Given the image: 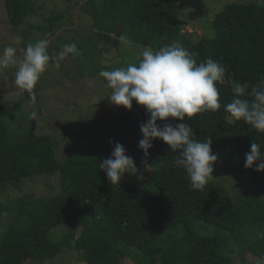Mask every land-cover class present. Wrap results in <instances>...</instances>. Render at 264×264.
I'll use <instances>...</instances> for the list:
<instances>
[{
  "label": "trees",
  "instance_id": "trees-1",
  "mask_svg": "<svg viewBox=\"0 0 264 264\" xmlns=\"http://www.w3.org/2000/svg\"><path fill=\"white\" fill-rule=\"evenodd\" d=\"M179 1L87 0L82 8L98 28V40L107 38L120 45V38L128 36L137 44L152 41L157 51L180 41L187 49L181 36ZM5 6L14 28L24 25L38 9L37 0H6ZM67 15L54 13L44 23L30 25V32L41 35L25 38L22 50L45 34L50 40ZM212 25L215 38L205 40L210 50L192 46L191 53L196 54L197 63L212 58L226 67L225 83L217 84L221 104L233 99L230 80L247 82L248 92L252 86L264 87L260 80L264 75V3H227ZM117 31L118 36L111 38ZM227 116L222 107L185 122L197 139L212 140L218 156L213 167L221 166L225 176L248 174L249 188L235 197L210 180L203 191L192 190L186 170L174 164L178 151L159 138L152 141L150 155L145 157L138 148L143 138L140 126L150 117L135 100L130 111L74 133L70 154L63 160L57 157V142L49 134L36 135L31 127L10 133L0 119V192L8 187L19 189L37 175L58 173L61 185L59 194L39 199L25 196L9 206L13 218L0 232V264H24L27 259L42 263L67 248L81 252L86 264H130L125 260L130 253L137 255L138 264H237L223 254L232 239L264 264V171L245 167L252 143L261 144L264 151V133L242 120L230 122ZM115 143L122 144L134 159L145 185L125 184L124 178L121 186L109 183L99 163L110 158ZM140 157L145 162H137ZM70 223L82 226L78 235L71 226L61 238L54 236L56 229Z\"/></svg>",
  "mask_w": 264,
  "mask_h": 264
},
{
  "label": "rangeland",
  "instance_id": "rangeland-1",
  "mask_svg": "<svg viewBox=\"0 0 264 264\" xmlns=\"http://www.w3.org/2000/svg\"><path fill=\"white\" fill-rule=\"evenodd\" d=\"M87 0H37V12L30 15L24 25L14 28L9 22L6 12V0H0V54L3 50L12 46L16 48L17 60L23 59L22 45L25 38L31 40L38 32H30V25L44 23L45 19L54 13L68 12L64 18L62 27L55 30L54 36L49 40V53H58L64 45L76 43L78 55H69L62 61V67L56 69L50 67L41 74L34 91L37 94V103L33 105L26 92L14 85V74L19 64L9 65L0 69V119L3 120L10 133L33 128L36 135L49 134L57 142L56 154L60 160L65 159L72 147L71 137L74 133L94 128L110 120L119 112H128L124 106H115L109 102L111 89L106 87L107 81L99 75L102 69L111 70L117 67H126L128 63L137 61V54L145 47H151L152 41L137 44L128 36L121 37V44L114 45L106 39L98 40L93 27V19L85 12L82 4ZM251 0H180L179 14L182 20L181 36L187 43L189 52L192 46H199L204 50H210L209 34L216 33L212 23L215 15L220 12L227 3ZM264 3V0H256ZM42 6V7H40ZM118 32L110 35L118 36ZM149 32V30H148ZM147 33V32H146ZM19 37V42L16 38ZM35 111V120L31 113ZM137 162H145L140 157ZM213 177L210 181L224 186L230 197L249 188L248 174L241 173L238 176H225L221 166H214ZM141 171V170H140ZM142 173V171H141ZM143 174V173H142ZM125 184L144 183L136 175L125 174ZM145 185V184H143ZM61 191L60 176L37 175L24 181L17 188H6L0 192V232L7 229L9 220L13 214L9 206L13 202L31 196L33 199L46 198ZM74 226L77 235L82 226L70 223L55 230L54 236L61 238ZM224 255L232 256L237 264H262V259L250 250H245L237 241L231 240L229 247L223 251ZM130 264H138V257L130 253L125 259ZM24 264H86L81 252L74 248H67L56 258L42 263H31L27 259Z\"/></svg>",
  "mask_w": 264,
  "mask_h": 264
},
{
  "label": "clouds",
  "instance_id": "clouds-1",
  "mask_svg": "<svg viewBox=\"0 0 264 264\" xmlns=\"http://www.w3.org/2000/svg\"><path fill=\"white\" fill-rule=\"evenodd\" d=\"M46 37L47 34L45 38L29 42L23 49V59L19 61L16 48L12 46L6 47L0 54V69L19 64L14 74V85L27 93L33 105L37 103L34 89L41 74L50 67L60 69L61 62L69 55L79 54L77 44L71 43L50 55ZM209 38L214 39V33H210ZM19 40L17 37L16 42ZM195 56L180 41H173L158 51L145 47L137 54L138 62L111 70L102 69L99 75L107 81L106 87L111 89L107 98L112 105L131 110L135 100L146 109L150 118L140 126L143 138L138 143L144 156L150 155L152 141L161 139L173 152L178 151L174 164L186 170L191 189L203 191L213 177V165L218 156L213 153L212 140L197 139L185 119L190 120L199 113L216 112L223 107L230 122L242 120L257 132L264 133V87L252 86L251 92H248L247 82L242 84L230 80L233 99L222 105L217 84L225 83L226 67L212 58L197 63ZM260 80L264 82V75L260 76ZM249 96L251 99L246 98ZM36 116L33 111L31 118L35 120ZM173 120L180 122L173 124ZM158 121L164 122L163 125ZM245 167L264 171L261 144H251ZM99 168L106 173L112 186H121L126 173L136 175L138 179L144 178L134 159L126 154L125 147L120 143L114 144L110 158L100 162Z\"/></svg>",
  "mask_w": 264,
  "mask_h": 264
},
{
  "label": "water",
  "instance_id": "water-1",
  "mask_svg": "<svg viewBox=\"0 0 264 264\" xmlns=\"http://www.w3.org/2000/svg\"><path fill=\"white\" fill-rule=\"evenodd\" d=\"M33 127V129H34V126H32Z\"/></svg>",
  "mask_w": 264,
  "mask_h": 264
}]
</instances>
